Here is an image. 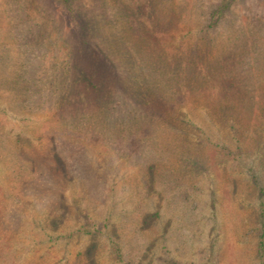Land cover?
<instances>
[{
  "label": "rangeland",
  "instance_id": "1",
  "mask_svg": "<svg viewBox=\"0 0 264 264\" xmlns=\"http://www.w3.org/2000/svg\"><path fill=\"white\" fill-rule=\"evenodd\" d=\"M76 1L147 8L151 101L133 70L68 92L58 4L0 0V264H264V0Z\"/></svg>",
  "mask_w": 264,
  "mask_h": 264
},
{
  "label": "trees",
  "instance_id": "2",
  "mask_svg": "<svg viewBox=\"0 0 264 264\" xmlns=\"http://www.w3.org/2000/svg\"><path fill=\"white\" fill-rule=\"evenodd\" d=\"M51 1H53V6L54 3L58 4V8H56L55 12L57 13V16L61 17L63 23H65V26L67 27V31H65V34L63 33L65 35V38H61L65 42H68L70 46L69 50H67L65 53L66 56L64 60H86V68L84 70L77 69L79 72V76H76L73 81V77L70 79L69 74L70 65L67 64L65 66L63 72L66 77L65 83L68 86L65 84V87H67L66 89L68 90V92H72L76 87V83L78 82L80 83V85H82L84 91L90 92L89 86L92 87L93 85L92 83L90 84V81L93 80V78H97L98 75V77L102 78L103 73H107L113 77V80L116 83V80L119 79V75L121 76L123 74H120L122 71L133 70V80H135L134 87L137 89L134 93L136 96L135 98H137L136 103L140 104L151 101L148 99V97H140L141 92L146 93L142 88L143 86L141 84V77L143 76L142 73L147 70L148 72L150 71L149 73L151 74L154 73L152 72V70H155V64L159 63L160 57H158L157 59H153L150 57L149 60L158 61L148 64V62L144 61V56H147V54L144 52V48L140 43L143 41L142 39H145V36H141L139 42H136V38L134 36L131 37L134 34L133 29L135 31V29H138L139 27L140 30L144 28V35L149 36L150 34L151 36L153 34L152 31H154L155 28L153 24H151V22L147 19L149 18L147 17V8L145 9L144 6H141L139 1H134L132 4V9L130 11L132 12L131 14L128 13V11L118 8H115L110 12H96L93 11V6L90 9L91 11H89L88 9L83 10L76 0ZM230 1L231 0H225L222 6H224V8H228ZM23 5L24 1H20V4L18 2L17 10ZM145 11L146 13L143 14ZM213 14H215L212 15V19L214 21L217 19V16L219 17L221 12L217 10ZM130 16L131 18H129ZM145 18L147 19L146 21ZM147 57L149 58V56ZM116 60H122V62L119 64L120 67L117 64ZM221 68V62L218 61L215 63L213 61H210L208 70H206L205 68H201L200 66L199 69H195L192 72L196 77L200 78L201 84H206L207 81H210L212 79L211 77L213 76L217 80L222 77L221 73L214 72ZM207 72H209L210 75ZM123 75V77H125L126 73ZM15 84L18 85L17 83ZM155 86H153L154 89ZM12 88L14 90L17 89L15 85H12ZM92 89L95 93H98L102 89V87L101 85H98L93 86ZM143 105H141L140 107H136L135 112L139 114L141 120L152 119L151 117L145 115L143 116V113L142 115L140 114V111L143 112ZM140 123L143 124L142 126H146L143 121H141ZM114 250L115 252H118V249L115 246Z\"/></svg>",
  "mask_w": 264,
  "mask_h": 264
}]
</instances>
